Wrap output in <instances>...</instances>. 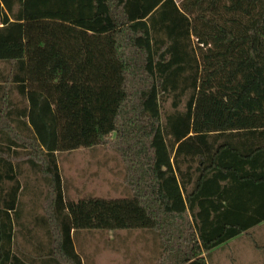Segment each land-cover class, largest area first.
<instances>
[{"label":"trees","instance_id":"1","mask_svg":"<svg viewBox=\"0 0 264 264\" xmlns=\"http://www.w3.org/2000/svg\"><path fill=\"white\" fill-rule=\"evenodd\" d=\"M108 143L124 194L69 199L58 154ZM263 220L264 0H0V264H84L80 229L207 264Z\"/></svg>","mask_w":264,"mask_h":264},{"label":"rangeland","instance_id":"2","mask_svg":"<svg viewBox=\"0 0 264 264\" xmlns=\"http://www.w3.org/2000/svg\"><path fill=\"white\" fill-rule=\"evenodd\" d=\"M58 163L71 199L83 197L84 191L85 196L110 199L124 194V160L109 143L59 153ZM92 239L99 247L100 264H168L166 252L162 246L154 245L149 231L115 230L93 235ZM253 240L260 242L259 238ZM103 241L108 243L102 245ZM92 250L88 248L87 253Z\"/></svg>","mask_w":264,"mask_h":264},{"label":"crops","instance_id":"3","mask_svg":"<svg viewBox=\"0 0 264 264\" xmlns=\"http://www.w3.org/2000/svg\"><path fill=\"white\" fill-rule=\"evenodd\" d=\"M23 158V154L17 155V157L12 161L13 163L19 162ZM83 193L84 196L80 198L86 197L85 191ZM68 198L71 199L69 196ZM80 198H75L72 200H78ZM133 230L140 231L141 229ZM21 231L24 232L25 229L22 228ZM114 231L115 230L87 231L85 229H80L75 232V244L80 249V254L84 264H100V262L98 261V257L100 256L99 247L98 245L94 244L97 243V241L93 240L92 236H98L99 234H103L106 232L112 233ZM250 238L252 239V242L249 241ZM257 238L260 239V242H255L253 240H257ZM20 240L24 242L23 239ZM105 243H108V241H103L102 245ZM91 247L93 248V250L89 254L87 253L88 248ZM206 261L207 264H264V220L252 226L248 230L236 235L235 237L210 249L206 254ZM130 264L134 263L131 262Z\"/></svg>","mask_w":264,"mask_h":264}]
</instances>
